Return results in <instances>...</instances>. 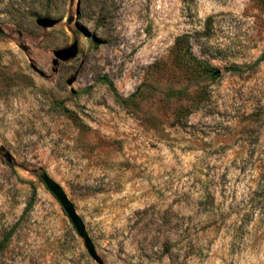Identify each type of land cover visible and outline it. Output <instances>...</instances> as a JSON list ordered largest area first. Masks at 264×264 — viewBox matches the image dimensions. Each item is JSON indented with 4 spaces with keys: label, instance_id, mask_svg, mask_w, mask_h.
<instances>
[{
    "label": "rangeland",
    "instance_id": "rangeland-1",
    "mask_svg": "<svg viewBox=\"0 0 264 264\" xmlns=\"http://www.w3.org/2000/svg\"><path fill=\"white\" fill-rule=\"evenodd\" d=\"M0 25V264H99L44 172L104 264H264V0H0Z\"/></svg>",
    "mask_w": 264,
    "mask_h": 264
},
{
    "label": "water",
    "instance_id": "water-1",
    "mask_svg": "<svg viewBox=\"0 0 264 264\" xmlns=\"http://www.w3.org/2000/svg\"><path fill=\"white\" fill-rule=\"evenodd\" d=\"M73 20H74V16H70L69 22H72ZM37 23L45 28L54 25V21H52L47 17L38 18ZM3 31L4 29L0 25V33H2ZM78 52H79V41L78 39H75L67 47L55 51L56 58L54 59V64L57 65L60 62V60L63 61L69 60L75 57L78 54ZM1 151L3 152L8 162L13 161V156L9 151H7L4 147H1ZM41 178L44 184L49 188V190L58 198V200L62 204L65 212L72 220L79 236L83 239L84 245L86 246L92 258L95 259L99 264H104V261L97 252L94 241L87 230L83 218L78 213L74 202L70 199V197L68 196L62 185L58 183L54 178H52L46 172L41 174Z\"/></svg>",
    "mask_w": 264,
    "mask_h": 264
},
{
    "label": "trees",
    "instance_id": "trees-1",
    "mask_svg": "<svg viewBox=\"0 0 264 264\" xmlns=\"http://www.w3.org/2000/svg\"><path fill=\"white\" fill-rule=\"evenodd\" d=\"M189 40H190V36L187 34L180 35L176 38L175 48L177 49L178 53L183 57H187L189 60L191 59L197 62L199 65H201V68L204 72L212 71L213 68H211V65L209 63L197 59V57L193 54ZM237 68L239 69V67ZM217 71L218 70H214L213 74L214 75L219 74V71L218 72Z\"/></svg>",
    "mask_w": 264,
    "mask_h": 264
}]
</instances>
